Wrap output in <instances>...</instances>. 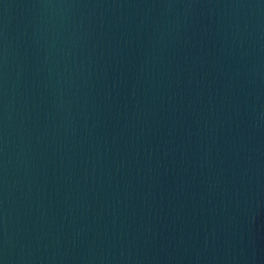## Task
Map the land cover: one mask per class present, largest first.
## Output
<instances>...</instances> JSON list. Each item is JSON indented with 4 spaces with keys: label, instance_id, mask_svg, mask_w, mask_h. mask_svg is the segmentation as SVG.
<instances>
[{
    "label": "water",
    "instance_id": "95a60500",
    "mask_svg": "<svg viewBox=\"0 0 264 264\" xmlns=\"http://www.w3.org/2000/svg\"><path fill=\"white\" fill-rule=\"evenodd\" d=\"M0 264H264V0H0Z\"/></svg>",
    "mask_w": 264,
    "mask_h": 264
}]
</instances>
